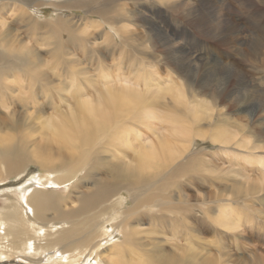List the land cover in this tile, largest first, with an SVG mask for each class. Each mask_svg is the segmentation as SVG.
<instances>
[{
	"label": "bare ground",
	"instance_id": "6f19581e",
	"mask_svg": "<svg viewBox=\"0 0 264 264\" xmlns=\"http://www.w3.org/2000/svg\"><path fill=\"white\" fill-rule=\"evenodd\" d=\"M6 1L7 8L10 7V11H17V17L12 20V15L9 16V19L7 16L5 21V17L0 16V107L6 109V113L0 109L3 111L2 115L0 114V180L6 181L18 175L15 180H18L19 184H23V186L34 185L20 192L15 191L13 194L8 192L9 190L7 192L0 191V264H264L263 249L257 252L256 256L250 255L251 257L246 256V254L233 257L232 253H228L229 251L223 252L222 246L219 247V245L212 250L197 226V229H192L195 227L193 222L192 224L187 222L190 221L191 202H188L186 190L189 191L190 188L183 187L182 184L184 183L182 182L185 180L180 182L179 178L200 179V175L205 173L206 168L199 166L197 153L190 152L184 155V152L190 151V144L195 137L207 138V131L195 130L194 126L197 127V121H200L198 119H210L212 117L211 107L214 106L220 95L217 88L213 87V82L211 84L210 80L205 79L200 74L191 72L192 67L201 65H198V58L192 59L191 57L188 61L181 57L173 59L174 54L171 49L162 51L164 53L163 60H165H162L163 64L171 69L174 68L181 76H178V79L167 72V74H164L165 78L160 81L162 74L159 75L156 71L160 67H158L159 64H155L156 61H145L144 59L147 57L143 59V53L148 55L150 59L153 56L152 60L157 59V53L161 50L156 49L155 41H149L151 50L150 53H147L148 51H145L146 47H143V42L134 37L135 33L122 25V22L127 21L128 18L129 21L144 18L145 16H142L144 11L135 10L132 5V8L125 9L127 7H125L127 5L125 3L127 2H121L122 0ZM163 2L165 3V1ZM260 3L264 9V0H260ZM6 4L5 6H7ZM47 5L54 6L56 9L72 8L82 10L86 17L94 18L96 24L91 22L92 19H90L88 25L89 27L92 25V28H100L102 24L108 25V31L102 32L100 30L99 33H104L103 39L108 46L106 53L107 55L108 53L111 54V58L115 59L116 62L110 63L109 61L110 64L108 65L101 58L98 63L95 62L97 63L96 70H102L99 67L107 69L105 72L101 71V74L98 72V79L92 81V83L89 77V79L86 77L83 80L92 86L91 91L86 90L85 85L87 83L82 85L75 79L78 78L76 71L73 72L75 62L72 64V79H69L73 82L72 84L62 86V81L58 82L59 78L56 75V69L60 68L59 65H62L60 61L61 52H65L66 47L70 49L67 42L71 43L70 41L74 40L77 34L73 32L89 33L86 30H80L76 21L70 25L62 26V28L68 26L66 30L69 31V34L65 40L63 37H59L61 29L60 25L57 24H62V22L70 19H63L58 15L55 25H47L48 33H56L54 35L55 41L49 42L47 39L48 42H46L49 46L47 53H49L52 64L46 62L41 54L43 51H40L39 47L37 48L39 43L36 46L32 45L33 47L30 46L31 44H27V29H25L26 31L23 29L24 38L14 33L16 29L13 31V28L15 26L20 27V24H24L28 29H31L33 27L31 20L34 14L32 11ZM142 9L144 8L142 7ZM72 16L74 17V15ZM252 16L257 19L263 18L264 33V13L262 14L260 9L256 8ZM10 19L12 21L8 23L7 21ZM258 20L256 22L259 29L262 26H260ZM138 21L137 23H139ZM36 23L39 24L38 21ZM127 23L130 22L127 21ZM34 26L36 25L34 24ZM37 28L41 29V25ZM110 30L116 31L120 42L113 39L114 35L110 33ZM90 34H93V32ZM43 38V35L39 36L40 40ZM262 39H264V36ZM262 39L261 41H255L256 43H262L258 48L264 47V40ZM41 43L43 42L41 41ZM41 43V46L45 45V43L43 45ZM124 44L128 46V50ZM160 45L169 47L170 42ZM76 46L74 47L76 48ZM255 49L253 46V51ZM67 54L72 53L69 50ZM158 61L160 60L158 59ZM145 63L146 69H144ZM127 65L130 68L126 67ZM261 66L264 69V53L261 55ZM122 67L129 68V71L122 72ZM52 70L54 71L52 72ZM55 76H57L56 79ZM229 76L233 77L231 72ZM146 78H148L147 82ZM238 78L235 74L236 83L241 85V80H238ZM75 80L76 83L74 84ZM151 82L156 87L159 86L161 91L155 88L154 92ZM169 82L170 84H168ZM141 84L144 86H141ZM22 89L25 90V94ZM195 90L196 92L201 90L200 93L203 98L195 99ZM17 91H19L18 95L13 96L12 93ZM62 91H70V96L68 97L66 92L61 93ZM54 93L58 95V98L54 99ZM48 96H53V103L55 100L57 108H52L54 111L51 110L52 112L46 115L48 112H45V107L42 108V106L45 102L48 103L52 100ZM62 98L69 104L68 111L60 108L61 103L59 102ZM206 98H209V100H206ZM251 99L253 102L255 101L251 94H249V97L236 95L232 102L234 106L240 104L239 107L245 109ZM232 102L229 105H232ZM222 103H225V101ZM30 108H33V110H30ZM257 108L264 110V100L263 104L257 102ZM197 109H202V113H197ZM204 110L206 116L203 114ZM228 117L221 118L222 124L231 125L240 131L246 130L248 133L254 134L251 135L252 138L256 137L257 141H255L257 143L252 144L248 148L249 151L253 152L264 148V144H261L263 143L261 139L264 140V137L260 139L261 143L258 142L260 135L264 132V128L263 132L261 131L262 126H264V117L259 119L254 116L259 119V122L255 123L254 127L249 123L250 128L232 121ZM155 119L160 120L161 127L165 132H157L159 129L156 127ZM25 120L30 122L28 123ZM246 120L248 121V117ZM38 122H42V125L39 130L35 131L32 127ZM138 126L147 128L150 133L147 134L148 131L142 132ZM226 128V126L225 128L217 126L216 130H213V134L208 136L210 141L227 145L232 136L225 130ZM160 130L162 131V129ZM236 132L234 130V133ZM36 134H38V137L35 136ZM241 138L243 141L247 139ZM237 140L242 147L249 145L246 143L248 140L244 143L239 142V139ZM233 141L237 143L235 140ZM230 144H232L231 141ZM203 160L201 159V163ZM245 161L247 160L245 159ZM204 162L208 165V161L205 160ZM263 162L264 160L259 159L256 163L259 165ZM31 164L33 167L35 165V168H38L41 173L29 172L28 167L32 166ZM208 168H210L209 165L207 170H209ZM220 169L223 170L219 168V165H216V168H211V172L217 171L220 173ZM14 175L15 177H12ZM257 175L258 178H253L255 175H252V181L258 180L259 185L249 182L250 184L243 188L240 186L242 180L238 187L234 186L235 182H229L233 183L232 186L222 185L221 179L215 176L213 180L220 184V189L217 192L214 190L210 192L209 199L214 198L213 201L211 200L214 202L216 201L215 198L225 195L226 198L233 201L244 200L247 206L253 209V212L260 214L259 216L264 222V210L258 209V207L254 209L252 205L247 203V196L255 194L261 188V183L264 184L262 182L264 173L260 172ZM247 177L249 178L248 175ZM37 178H40L41 181L38 180L39 183L35 184ZM241 179H244V177ZM71 180L75 181L72 182ZM70 181L72 182L71 188L76 190L72 197L69 195L70 193L68 195L63 194V191L67 188L66 183ZM262 189H264V185L260 190ZM174 192L177 194V200L173 199ZM126 193L131 201L128 207H126L124 196ZM190 196L192 195L189 194ZM201 197L203 198V195ZM205 204L208 207L209 200ZM68 206H70L69 209ZM154 208L157 214L152 212ZM210 211L211 213L214 211L213 206L206 210L207 213ZM231 211L234 210L231 209ZM211 215L213 216V214H209V216ZM144 217L149 220V224H158L165 228L167 226L173 230L174 236L178 235V238L185 239L186 243L174 242L173 244L174 248L179 251V256H176L174 251L166 252L165 249H160L162 247L159 245L161 240L157 239L156 241L154 237H150L154 233H160L157 229L154 227L144 229L150 227L144 226L143 230H140ZM210 219L216 220L215 224H219L228 231H235L240 225H243L240 217L232 220L224 214H216ZM169 221H172L174 225H170ZM260 225L263 226L264 224ZM179 229L183 232L177 231ZM189 229L194 232L188 231ZM246 230L242 228L241 232H246L247 238L251 240L261 238L260 233L262 232H258L259 235L256 230L254 233H248V230ZM259 231H261V228ZM207 232L209 233V231ZM222 232L220 231V233ZM114 233H117L116 239H114ZM236 234L244 238L239 231ZM245 241L242 242L246 243L247 241ZM195 242H197V245ZM211 242L213 243L215 240H211ZM221 243L223 242L219 244L223 245ZM238 243L235 242L233 246ZM201 244L203 245L201 246ZM243 247L241 246L242 249ZM155 248H158V250H155ZM243 251L246 250L243 249ZM239 252L241 251L239 250ZM255 252L252 254H255Z\"/></svg>",
	"mask_w": 264,
	"mask_h": 264
},
{
	"label": "rangeland",
	"instance_id": "374dc122",
	"mask_svg": "<svg viewBox=\"0 0 264 264\" xmlns=\"http://www.w3.org/2000/svg\"><path fill=\"white\" fill-rule=\"evenodd\" d=\"M132 1H133V3H132ZM163 1H165V3ZM163 1H161V0H159V1L158 0H138V1H136V0H124L123 1L122 0L121 2H124V3L127 2V3H125V4H127V5H125V7L127 6L125 9H128L130 7L132 8V6H133L135 8V10L136 9H138L140 11L143 10L144 12H142V16H145L144 18H141V19L137 18L134 21H129V18H128L127 21L130 23H127V21L124 20V22H122L123 23L122 25L125 26L126 28H128V30L133 31L135 33L134 37L137 39H140V41L143 42V45H144L143 47L144 48L146 47L145 51L147 50L148 51V52L146 51L147 53H150V50H151L149 41H152V40L155 41L156 49L161 50L160 52L157 53V59L152 60V58H154L153 56L150 59V58H148L149 56L144 54V53H143V59L147 57L144 60L145 61L151 60V62L152 61L157 62L158 59L160 60L157 63L154 62L157 65L159 64L158 67L160 66L156 70V71H158L159 75L162 74L160 76L161 79H159L160 81H162V78H165L164 74H167V72H170L173 77H176L178 79H179L178 76H181L180 73L175 71L174 68L171 69L166 64H163V61H165V60H163L164 59V53H162V51H165L166 49H168V50L171 49V52H173V54H174V56H172L173 59L181 57V58H184L185 60L188 61V59H190L191 57H192V59H195L196 57L198 58L197 59L198 65H200V64L201 65L198 67H192L191 72L194 74H200V76L205 77V79L210 80L211 84L213 82V87L217 88L220 95H219V98L217 99L216 103L214 104V106L211 107L212 113H213L212 117L210 119H207V118L206 119H204V118L198 119L200 121H197V127L194 126V129L195 130L196 129L203 130V132L207 131L206 135L211 136V134H213V130L214 129L216 130L217 126H221L224 128L226 126L228 128V130H227V128L225 130L229 134H231V136H232V139L230 140L232 144H230V141H229L227 143V145L223 144V143H219V142L210 141L208 136H207V138L195 137L193 142L190 144V151L187 150L186 152H184V155H187L190 152L197 153L196 156H197L199 166L206 168L205 173L200 175L201 176V177H199L200 179H196V180L192 179L193 180L192 181L191 179H187V178H179L180 182L185 180L184 182H182V183H184V184H182L183 187H185L187 189L190 188L189 191L186 190V194L188 196L187 198L189 199L188 202L189 203L191 202L190 203L191 209H190V214H189V220L190 221H187V222H190L189 224H192V222H193L195 227H193L192 229H195L197 226V228L203 234L205 241H207L209 243L208 244L206 242L207 245L212 250H214L219 245V247L222 246L221 249L223 252L224 251L226 252V250H227V251H229L228 253L233 254L232 255L233 257H235V256L239 257V256H242L243 254H246V256H248V257H251L252 255L256 256L257 252L262 251L261 249L264 250V247H263L264 246V233H263L264 232L263 231L264 225L263 226L260 225L262 223L264 224V222L262 221V218L259 216L260 214H257L255 211L253 212V209L250 208L249 206H247V204L244 200L243 201H233L232 199L226 198L225 195L220 196L219 198H215L216 201L212 202L214 198L211 199L212 200L211 201L209 199V193L212 192L213 190L215 192H217L220 189V187H219L220 184H217L216 183L217 181L213 180L215 176L219 177L221 179L222 185H231L235 182L234 186L236 185L238 187L241 180H242L240 186H242V188H243V187H246V185L250 184V183H255V184L259 185L260 182L258 180L252 181V177H253L252 175H255L253 178H255V177L258 178L257 174H260V172L264 173V162L260 163L261 165L260 164L258 165L256 163V162H258L259 159L264 160V152H263L264 148L262 149L263 151L261 149L253 151V152L248 150V148L252 144L257 143L256 137H253L254 139L252 138V136L254 134L252 135V134L248 133L246 130H244V131L237 130L235 127H233L231 125L222 124L223 121H221L222 117L224 118V117H228L229 115H231L228 117L230 120L236 121L239 124H244L247 128H250L249 127L250 124H251V126L253 125V127H254L255 123L259 122V119H261V117H264V110L257 108V102H261L263 104V100H264V69L261 66V55L264 53V47L258 48L262 43H256L255 42L257 40L261 41V39L264 36L263 23H262L263 18H261V19L258 18L259 19L258 20L257 18H254L252 16L253 13L256 11V8L260 9L262 14L264 13L263 12L264 9L262 8L260 0H198V2H197V0H172V1L171 0H163ZM170 1L171 2L174 1L173 3L175 5L173 3H171ZM182 1H183V4L181 5ZM250 2H252V3H250ZM6 3H7L6 0L0 1V8L3 9L2 12H0V16H4L5 21H6L7 20L6 17L8 16V19H9V16L12 15L11 19L15 20L17 17V11L14 10L15 11V13H14L15 15H14L13 14L14 11H10V7L7 8L8 5ZM5 4L7 6H5ZM138 4H139V6H138ZM172 5H173V7H172ZM4 6H5V8H4ZM49 6L48 5L43 6L41 8H37L34 11H32L34 13L32 15L33 18L31 20V24L34 27V28L32 27L33 29L31 28L32 30L28 29V27L25 26L24 24H20V27L15 26L16 28L15 27L13 28V31H15V29H16V32H14V33H17V34H19L20 37L24 38L25 34L23 33V29L24 30L27 29V39H26L27 44L28 45L31 44L30 46H32V45L36 46L39 43V46H37V48L39 47L40 51H43V52H41V54L44 57V59H46V62H49L50 64H52L50 61L51 59H50L49 53H47V48L49 49V46L46 42H48V41L53 42V40L55 41L56 38L54 37V35L56 33H48L47 32V25H55V22H57L55 20L57 19L58 15L61 16V18H63V19H67V20L70 19L71 22H69L70 21L69 20L66 22L65 21L62 22V24L56 23L58 26L60 25V29H61L59 37H63L65 40L67 35L69 34V31L66 30V28L68 26L63 27V28H62V26H66V24L70 25L72 22L76 21L78 23V28H80V30H86L89 33H87V34L82 33L83 34L82 35L80 33V31H77V32L74 31L73 32V30H72V32L74 34L75 33H77V34L75 35L74 40L70 41L71 43H69V41L67 42L70 46L69 47L70 49H68V47H66L67 49H65V52L68 53V51L70 50V52L72 54H67L64 51L61 52L62 54L60 53L61 54L60 55V59H61L60 61H61L62 65H59L60 68L56 69L57 70L56 75H58V78H59V79L57 78L59 80V81L58 80L57 81L58 82L62 81V86L67 85L69 83H71V84L73 83L69 79H72V75H73V74H71L72 73L71 71L73 69L72 64L75 62L74 63L75 64L74 65L75 70H73V72L76 71L75 73L78 74V78H79V79L78 78H75V79L78 80V82L82 83V85H84L87 82L85 83V81H83V80L86 79V77H87V79L90 78L91 83H92V81H95L96 79H98V75H97L98 72H99V74H101L100 73L101 71L105 72V70L107 69V68L105 69V67L102 68V67L98 66L99 69L101 68L102 70H100V71H98V69L96 70L97 63L99 62L100 58L104 59V61H106V63L108 65L111 62H114V63L116 62L115 59L111 58V54L108 53V55H107V53H106V49L108 48V46L106 45V42L103 39L104 33H99L100 30L102 32L108 31L109 30L108 25L102 24V25H100V28H92V25H91V27H89L88 25L90 23L89 21H91L90 19H92L91 22L96 24V22H94V18L86 17L82 10L72 9V8L63 10V9H56V8H54V6H51V5H49ZM142 7L144 9H142ZM171 8H173V9H171ZM1 9H0V11H1ZM181 10H183V11H181ZM145 11H146V13H145ZM9 12H11L12 14L11 13L9 14ZM6 13L8 15H5ZM179 13H181L182 16ZM13 15H14V18H13ZM72 15H74V17ZM205 16L207 17L206 19L204 18ZM36 18H38V19H36ZM85 18H87V19H85ZM11 19L8 20L7 22L10 23V21H12ZM86 20H88V21H86ZM137 20H139L138 21L139 23H137ZM257 20L260 23V26H262L259 29L257 28V22H256ZM37 21L39 22V24L36 23ZM7 22H6V24H8ZM63 23H65V24H63ZM34 24L37 27L41 25L42 31H41V29H38L36 26H34ZM127 26H129V27H127ZM35 29H37V30H35ZM91 32H93V34H90ZM28 33H29V35H28ZM110 33L112 35H114L113 39L116 42L117 41L120 42V38H119V36L115 30H110ZM44 34L47 36H45ZM41 35L44 36V38L42 40L39 39V36H41ZM37 37H38V39H37ZM80 37H82V38H80ZM47 39H48V41H47ZM262 40H264V39H262ZM41 41L43 43H41ZM179 41H181V42H179ZM101 42H102V44H101ZM166 42H170L171 46L169 45V47H166L164 45L162 47L160 45V44L166 43ZM40 43L42 45L45 43V45L41 46ZM70 44H72L73 46ZM76 45H78L79 48ZM124 45H125L126 49L128 50V46L126 44H124ZM74 46H76V48ZM253 46H254V49L256 48L255 51H253ZM148 47H149V49H148ZM74 49H75V51H74ZM79 49H81V50H79ZM63 50H64V48H63ZM173 50H175V51H173ZM202 54H203V56H202ZM252 54H254V55H252ZM61 56H63L64 58L63 57L61 58ZM211 57H212V59H211ZM62 60H63V62H62ZM109 61H110V63H109ZM95 62H97V63H95ZM77 63H78V65H76ZM107 64H106V66H107ZM212 64H214V65H212ZM126 67L130 68L129 65H127ZM126 67H122V72L123 71H129V68H126ZM145 67H146V63L144 65V69H146ZM197 68H198V70H197ZM149 70H151V69H149ZM53 71L54 70H52V72ZM230 72L234 78H235V74L239 77L238 80H241V83H242L241 85H238L236 83L235 79L233 77L229 76ZM77 74H76V76H77ZM56 77L57 76H55V79H56ZM151 77H153V76H151ZM147 79L148 78L145 79L146 82H147ZM76 80H75L74 84L76 83ZM120 80H122V79H120ZM250 80H252V81H250ZM150 81H151V78H150ZM148 82H149V80H148ZM170 82L168 84H170ZM152 83L153 82H151V84ZM153 84L151 86H152V89L154 90V92L156 89H158V91H161L159 86L156 87V85H153ZM146 85H147V83H146ZM85 86H86L85 87L86 90L91 91L93 89L92 86L88 85V83ZM141 86H144V85L141 84ZM160 86H161V84H160ZM14 89L16 90V88H14ZM23 90L24 89H22V91ZM196 90H195V93H196L195 99L203 98L202 94L200 93L201 90H199L197 92H196ZM18 92L19 91L14 92V93H12V95L16 96V95H18ZM24 92H25V90L23 91V93ZM63 92H66V95L68 94L67 95L68 97L70 96V91L69 92L62 91L61 93H63ZM230 92H232V93H230ZM222 93H223V96H222ZM249 94H251L252 97L255 99L254 102L251 99V101L249 103L250 106L248 105V107H245V109L240 108L239 107L240 104L239 105L237 104L234 106V104L232 102L234 96L237 95L240 97H249ZM53 95H54V99H56V97L58 98V95H56L55 93ZM48 97L51 98L52 100H50V102H48V103L45 102L42 106V108L45 107L44 111L48 112V113H46V115L49 114L50 112L54 111L52 108H57V104H56L55 100L53 103V96H48ZM168 97L169 96L167 95V98ZM206 100H209V98H206ZM224 101H225V103H222ZM231 102H232L233 107H232V105H229V104H231ZM59 103H61L60 108H62L64 111L69 110L68 109L69 104L66 103L65 99L62 98ZM0 109H2V107H0ZM62 109H60V110H62ZM2 110L4 111V113H6V109L3 108ZM30 110H33V108H30ZM222 110L223 111L225 110V111L223 112ZM3 111L0 110V114L3 113ZM197 113L201 114L202 109L201 110L197 109ZM203 114H204V116H206L205 110L203 111ZM261 114H263V115H261ZM254 116L258 117L259 119L254 117ZM247 117H248V121L246 120ZM252 120H253V122H252ZM25 121L28 123L30 122L27 120H25ZM25 121H24V123H25ZM155 121H156L157 129H159V130L162 129V131L157 130V132L158 133L159 132L160 133L165 132V131H163V128L161 127L162 123H160V120L155 119L154 122ZM41 125H42V122H38L37 124L33 125L34 127H32V126L31 127L34 128L35 131H37L40 129ZM209 126H210V128H209ZM138 127L140 128V126H138ZM24 128H26V126H24ZM263 128H264V126H262V128H261L262 132H263ZM139 130H141L144 133H145V131H148L147 128H145V127H142ZM234 130L237 131L236 132L237 134L234 133ZM239 131L242 133H240ZM148 133H150V132L148 131L147 134ZM238 133H240V134H238ZM261 135H260V138L258 139V142L259 143L263 142L261 144H264V140L262 138V137H264L263 136L264 132ZM35 136L38 137V134H36ZM239 137L240 138L241 137L247 138L246 140H248V142H246V140L243 141V139L242 138L240 139ZM251 138H252V140H250ZM237 139H239V142L240 141H241V143L246 142L249 145L245 144V145H247V147H242L240 145V143L237 142L238 141ZM260 139H261V142H260ZM233 140H235V141L237 140L236 141L237 143H235ZM249 142H251V143H249ZM233 143L237 146H235ZM182 144H185V143H182ZM180 146H182V145L180 144ZM240 153H242V154H240ZM234 155H235V157H234ZM247 155H248V157H250L249 159H248V157H246ZM244 157H246V158H244ZM258 157H261V158H258ZM201 159H204L202 161V163H201ZM245 159L247 161L249 160L250 163L245 161ZM205 160L208 161V165L210 166V168H208L209 170H207L208 165L205 164V162H204ZM211 164H212V166H211ZM249 164L253 167H251ZM216 165H219V168L223 169V170L220 169L221 170L220 173L217 172L218 168H217L216 172H211V168H214V167L216 168ZM259 169H261V170H259ZM227 170H229V171L227 172ZM28 171L29 172L30 171L31 172L36 171L37 172L36 174L41 173V171L38 168H35V165H34V167H33V165L28 167ZM230 171H231V173H229ZM240 173H241V175H240ZM245 173H248V174H245ZM236 175H238V176H236ZM247 175L249 176V178L247 177ZM12 177H15V175ZM17 177H18V175L15 178H17ZM235 177L240 178L239 179L240 181L238 179H236ZM243 177H244V179H241ZM15 178H9L6 181L0 180V191L7 192L9 190L8 192H11L13 194V193H15V191L20 192L21 190H23L25 188H29L32 185H34V184H30V185H24L23 186V184L22 185L19 184V181L18 180L16 181ZM38 180L41 181L40 178H37L35 180L36 181L35 184L39 183ZM263 180H264V178L262 179V182L264 183ZM71 181L74 182L75 180H71ZM71 181L66 183L67 188L65 189V191H63V194L68 195L70 193L69 195L72 197L75 194L74 192L76 190L71 188V186H70L72 183ZM229 182H233V183H229ZM8 185H10V186H8ZM261 185H260V187L262 188L264 184L261 183ZM4 188H6V189L4 190ZM69 189H70V191H69ZM260 189H259V191L256 192L258 194L255 193L253 195L247 196V203L249 205H252L254 209H257V207H258V209L260 208V209L264 210L263 209L264 207H262V206H264V189H262V190H260ZM187 192L192 196L189 197V194ZM202 192H203V194H201ZM71 193H72V195H71ZM174 193H173V199L177 200V194H176V192H174ZM202 195H203V198L201 197ZM124 196L126 198V207H128L129 203L131 201H130L127 193L124 194ZM256 197H260V198H256ZM262 198H263V200H262ZM208 200H209V206L207 207V205L205 203L208 202ZM70 206H68V209L70 208ZM210 206H213L214 211H212V213H211V211L207 213L206 210H207V208H210ZM66 209H67V207H66ZM218 209H220V210H218ZM231 209H233L234 211H231ZM152 212L157 214V212L155 211V208L152 210ZM209 214H213V216L212 215L209 216ZM216 214H219V215L224 214L225 216L230 217L232 220H236L238 217H240L243 225H240L235 231H228L227 229L220 226L219 224L218 225L215 224L216 220L213 221V219H210L211 217L213 218ZM207 217H208V219H207ZM145 218L146 217H144V221L141 222L142 226H140L141 227L140 230L142 231L144 226H146V227L150 226V227L144 228V229H150V228L154 227L160 233L159 234L154 233V234L150 235V237H154L156 241H157V239L161 240V241L159 240L160 241L159 245L162 246L160 249H163V250L165 249L166 252L174 251L175 255L179 256L180 253H179V251H177L174 248L173 244H174V242L186 243L185 239L178 238V235L174 236L173 230H171L167 226L165 228V227H162L161 225H158V224H157L158 226L153 224V223L149 224V220H147ZM208 220H209V222H208ZM169 222H170V225H172V226L174 225V223H172V221H169ZM207 224H208V226H207ZM154 225L157 227H155ZM207 227H210V228L208 229ZM203 228H205V229H203ZM242 228L244 230L247 229L248 231L247 230L246 231L248 233L249 232L254 233L256 231H257V233L262 232V233H260L261 238L260 239L255 238V240L254 239L251 240L250 238H247L246 232L245 233H244V231L241 232ZM258 228H259V230L261 228V231H259ZM253 229H254V231H253ZM177 231L183 232L180 229ZM188 231H190V229ZM207 231H209V233ZM220 231H223V232L225 231V232L220 233ZM238 231L240 233H242L241 235H242V237L244 236V238H241L239 234L238 235L236 234ZM190 232H194V231L191 230ZM217 232H218V234H216ZM114 234H115L114 239H116L117 233H114ZM211 235H213V236H211ZM214 235H216V236H214ZM156 237H159V238H156ZM219 237H220V241H219ZM195 239L196 238H194V240ZM217 239H218V241H216ZM211 240L212 241L215 240L216 243L215 242L212 243ZM241 240L242 241L246 240L247 242L245 241L246 243H244ZM195 241H197V239ZM203 241H204V239H203ZM220 242H223V243H221L223 245H220L219 244ZM235 242H239L238 243L239 246H237L238 244H236V246H233V245H235ZM254 242H256L257 244ZM259 242H260V244H259ZM195 243L197 245V242H195ZM202 245L203 244H201V246ZM251 245L253 247H250ZM259 245H261V246H259ZM201 246H199V247H201ZM211 246H213L214 248ZM241 246L242 247L246 246L245 248L243 247V249L246 251H243ZM155 250H158V248H155ZM239 250L241 252H239ZM254 251H256L255 254H252V253H254ZM238 264H240V263H238Z\"/></svg>",
	"mask_w": 264,
	"mask_h": 264
}]
</instances>
